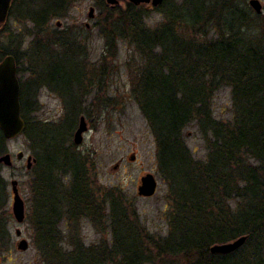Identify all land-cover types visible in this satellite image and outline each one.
Here are the masks:
<instances>
[{
    "label": "trees",
    "instance_id": "1",
    "mask_svg": "<svg viewBox=\"0 0 264 264\" xmlns=\"http://www.w3.org/2000/svg\"><path fill=\"white\" fill-rule=\"evenodd\" d=\"M237 1L182 0L180 11L170 13L155 29L146 26L142 5L107 8L103 34L108 51L118 39L128 41L146 64L135 77L133 92L155 137L160 169L172 182L175 218L166 239L152 240L136 218L113 204L109 221L114 240L109 245L85 247L73 240L71 251L62 253V246L49 241L46 226L52 224L54 203L63 206L69 200L72 213L84 208L83 215L98 225L103 206L91 189L87 163L71 147L65 149L66 132L35 134L26 100L32 83L26 92L21 88L24 134L30 140L37 136L46 153L37 158L40 183L46 181L37 191L42 208L38 225L46 235L43 250H56L61 260L50 264H106L116 255L123 264H149L156 261L155 252L178 264H264V28L257 29L259 18L246 14ZM165 5L164 0L161 9ZM50 14H36L28 6L26 18L36 19L42 29ZM178 28L189 30L190 36H180ZM10 54L0 48V62ZM224 87L232 89L233 100L232 120L225 122L214 119L211 111L212 96ZM192 124L199 126L207 144L204 162L194 160L184 142L183 131ZM0 138L6 140L1 131ZM0 152H5L2 146ZM61 173L73 177L67 197H61L57 186ZM142 236L153 251L140 241ZM243 236L247 242L231 254L210 251L215 244Z\"/></svg>",
    "mask_w": 264,
    "mask_h": 264
},
{
    "label": "rangeland",
    "instance_id": "2",
    "mask_svg": "<svg viewBox=\"0 0 264 264\" xmlns=\"http://www.w3.org/2000/svg\"><path fill=\"white\" fill-rule=\"evenodd\" d=\"M165 1L163 9L164 2L157 7L151 3L142 5L148 28H158L167 21L170 13L180 11L182 0ZM249 1L238 0L236 3L246 14L258 17L260 20L257 19L254 26L263 29L264 0H259L263 6L262 15L252 10ZM118 2L112 6L107 0H38V3L36 0H18L14 15L0 28V48L18 58L17 76L23 91L26 92V86L32 83L31 90H27L26 100L30 102L28 118L35 134L46 131L54 136L58 131L66 132L63 145L65 149L71 147L87 163L91 189L103 206L98 225L92 217L83 215L84 208L77 210L78 213L83 212L82 215H74L80 216L77 222L67 221L68 215L65 213L73 207L70 201L63 203V206L54 203L56 209L53 208V216L56 210L60 211L57 215L61 220L65 218L59 227L65 231L69 223L70 228L69 232L64 233V236L68 234L69 240L57 245L64 248L62 253L71 251L69 244L73 240L81 241L85 247L113 242L109 221L113 204L123 208L131 219L136 218L154 241L170 235V223L175 218L172 182L160 169L155 137L133 92L135 77L140 75V69L146 64L128 41L118 39L114 50L108 51L107 39L103 34L107 8L125 10L127 3H130L127 0ZM28 6L33 7L36 14L39 11L51 13L45 25L42 24V29H38L36 19L33 22L26 18ZM91 8L94 9L93 18L89 17ZM176 33L184 37L191 34L184 28H178ZM215 34L214 30L209 33L211 38ZM211 111L217 121L232 120L231 88L224 87L214 93ZM82 117L88 130L82 144L76 145L74 135ZM183 137L193 159L204 162L208 149L199 126H187ZM1 146L5 152H0V159L7 152L10 153L13 166H1L0 232H5V236L0 240V264H50V260L61 261L56 250L53 251L59 257L53 251L46 254L43 243L31 241L36 212L42 210L38 206L37 191L46 187V181L40 183V168L36 163L28 169L26 159L30 155L39 159L46 153L41 150L37 136L30 140L26 134L13 140L0 138V149ZM20 152L25 154L23 162L17 159ZM148 174L154 175L158 188L153 197L144 198L139 196L138 188L141 179ZM43 178L47 180L46 176ZM72 180L71 173L59 175L60 184L57 186L61 190V197H67L72 192ZM13 181L18 182L20 196L26 202L23 225L18 224L13 215ZM38 223L36 228H41ZM6 226L10 235L5 231ZM55 227L52 219V224L47 225L46 230L52 233ZM16 229L21 230L29 241L26 252L18 249ZM140 241L148 250L152 249L145 236ZM114 257L109 258L106 264H123L122 257ZM153 257L156 261L149 264H178L177 260L157 256L156 252Z\"/></svg>",
    "mask_w": 264,
    "mask_h": 264
},
{
    "label": "water",
    "instance_id": "3",
    "mask_svg": "<svg viewBox=\"0 0 264 264\" xmlns=\"http://www.w3.org/2000/svg\"><path fill=\"white\" fill-rule=\"evenodd\" d=\"M130 3L138 6L142 4H152L157 7L163 4L164 0H127ZM12 0H0V28L8 19L11 9ZM112 6L117 5L118 0H107ZM249 5L257 15H262L263 6L259 0H250ZM94 9L91 8L89 17L93 18ZM21 86L17 76V64L14 56L5 57L0 62V131L7 140H13L21 136L26 128V124L21 114ZM87 123L84 117L80 119L79 127L74 135V143L82 144L84 134L87 132ZM22 157V153L19 155ZM0 163L7 167L12 165L10 155H5L0 159ZM31 159L29 160L28 169H31ZM158 184L154 175L148 174L141 179V186L138 188V194L144 198H151L157 192ZM12 192L14 194L13 215L18 223H23L25 220V204L22 200L18 182H12ZM248 237L243 236L235 241L224 244H215L210 248L212 254L228 255L240 248L247 242ZM21 250H27L28 244L26 241L20 243Z\"/></svg>",
    "mask_w": 264,
    "mask_h": 264
},
{
    "label": "flooded vegetation",
    "instance_id": "4",
    "mask_svg": "<svg viewBox=\"0 0 264 264\" xmlns=\"http://www.w3.org/2000/svg\"><path fill=\"white\" fill-rule=\"evenodd\" d=\"M18 0H12V3H11V9H10V13H9V17H8V19L11 17V10H12V6L13 5H15V4H17L16 2H17ZM37 1V3H38V0H36ZM147 5H149V4H147ZM1 30V29H0ZM8 56V55H7ZM6 57V56H5ZM17 74H18V68H17ZM7 155H10V158H11V162H12V155L10 154V153H6ZM6 154H4V155H6ZM21 154V152L20 153H18V155H17V159L19 160V162H23L24 161V159H25V154H23L22 153V157L20 158L19 157V155ZM31 159V168L33 167V165L34 164H36L37 163V159H35V157H33L32 155H30V156H28L27 157V163L29 164V160ZM1 166H4V164L3 163H0V174H1ZM13 166V162H12V165L10 166V167H12ZM0 180H1V176H0ZM19 189V188H18ZM19 194H20V190H19ZM22 198V197H21ZM22 200L24 201V204H25V218H26V202H25V200L22 198ZM13 202H14V194H13ZM38 210V209H37ZM0 211H1V208H0ZM52 211V210H51ZM2 212H0V214H1ZM52 213V214H51ZM54 212L52 211V212H50V214H51V216H50V218H49V220L51 219H53L54 221H55V225H56V227H55V229L54 230H52V233H50L49 235L47 234V236H48V239H49V241L50 240H52L53 241V243H57V244H65V242L66 241H68L69 239H68V234H65V236H64V233H65V231H70V228H69V223H68V225L67 226H65V231L63 230V229H61L60 227H59V225H60V223L63 221V220H65V218H63L62 220H61V218H59V215H55V216H53L54 214H53ZM77 212L75 211L74 213H72V209L70 210V212H68V213H65L66 215H68V216H66L67 217V221H71V222H73V223H75V222H77L78 220H79V217L80 216H74L75 214H76ZM59 214H60V211H59ZM39 213L38 212H36V216H35V219H34V222H35V224H34V230H33V228H32V233H31V241L33 240H37V241H39L40 243H43V241H44V236H46V235H44V234H42V232H41V228H36V227H38L37 226V222H39ZM63 215V214H62ZM16 220V219H15ZM18 223V222H17ZM24 223V222H23ZM23 223H18V224H22L23 225ZM8 228V226H6V233L8 234V232H9V235H10V231H8L9 229H7ZM37 232H36V231ZM34 231H35V234H34ZM41 232V233H40ZM72 232V231H71ZM74 232V231H73ZM5 234V232H3V234H2V232H0V240H2L3 239V237L5 236L4 235ZM15 235H16V237H17V239L19 240V244H18V249L19 250H21L20 249V243L22 242V241H26L27 242V244H28V249H29V241L27 240V239H25L24 238V234H23V232L21 231V230H19V229H16L15 230ZM28 249L27 250H21V251H24V252H26V251H28Z\"/></svg>",
    "mask_w": 264,
    "mask_h": 264
}]
</instances>
